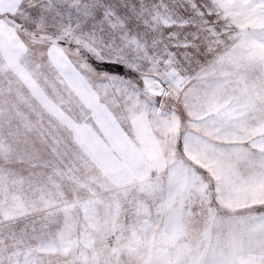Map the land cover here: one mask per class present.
Masks as SVG:
<instances>
[{
    "label": "snow or ice",
    "instance_id": "snow-or-ice-1",
    "mask_svg": "<svg viewBox=\"0 0 264 264\" xmlns=\"http://www.w3.org/2000/svg\"><path fill=\"white\" fill-rule=\"evenodd\" d=\"M0 264H264V0H0Z\"/></svg>",
    "mask_w": 264,
    "mask_h": 264
}]
</instances>
